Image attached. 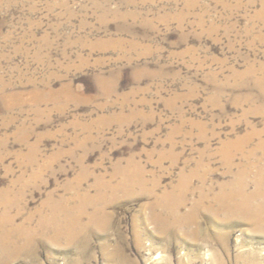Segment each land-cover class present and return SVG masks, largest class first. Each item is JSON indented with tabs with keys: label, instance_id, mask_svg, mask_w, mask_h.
<instances>
[{
	"label": "rangeland",
	"instance_id": "obj_1",
	"mask_svg": "<svg viewBox=\"0 0 264 264\" xmlns=\"http://www.w3.org/2000/svg\"><path fill=\"white\" fill-rule=\"evenodd\" d=\"M255 130H264V0H0V216L37 234L31 245L13 239L20 255L0 249V264H264V218L253 226L213 212L247 164L254 191L264 135L224 147ZM129 168L152 194L87 204L88 216L104 207L107 223L83 217L74 243L37 231L49 197L96 198L97 180L116 184ZM176 192L188 237L171 238L156 207ZM152 215H164L165 231Z\"/></svg>",
	"mask_w": 264,
	"mask_h": 264
},
{
	"label": "bare ground",
	"instance_id": "obj_2",
	"mask_svg": "<svg viewBox=\"0 0 264 264\" xmlns=\"http://www.w3.org/2000/svg\"><path fill=\"white\" fill-rule=\"evenodd\" d=\"M12 97H13V95H11V97L8 96L7 98L9 99ZM261 135H264V130L261 133L256 132V130H255V132H252L251 135L247 136L246 138L237 140L235 145L226 144L224 147V152L225 151L230 152V150H232V149H236V150L240 151L243 149V146L246 145L247 142H249L252 138L260 137ZM235 147H237V148H235ZM258 150L260 152H262L261 154H263V156H262L263 167H261L260 171L258 170V173L255 174V176L253 177L252 182L254 183V188H255L254 191L249 193V194H248V192H246L247 185L244 182V177H245V174H246L247 168H248L247 167L248 164H247L246 166H244V168H241L239 170V173L235 177V183H234L235 186L232 185L229 187H227V186H221L220 187L218 195L213 198L214 205L216 204L219 206L218 210H213L214 213H218L221 209V213L223 214L224 217L229 218L231 216H239V217L246 219L247 221L251 222V224L253 226H256L257 224L262 222V220L264 218V206H262V205L253 206L252 203L255 200H260L264 203V189H263L264 140H261L259 142L257 149L255 151H258ZM35 152H36V147H32L30 150V157H29L30 158L29 159L30 165H34L36 163L37 159H36ZM229 152H227V153H229ZM253 152L254 151H252L251 153H253ZM227 156H228V154H227ZM223 157H224V155H223ZM224 158L226 159L227 157H224ZM231 162H230V164H231ZM251 164L254 167L256 166V163H254V162ZM44 165H46V164H44ZM41 168H43V167H41ZM41 170L42 169L37 168V171L35 170L33 172V174L31 175L30 181H34L35 179H37V176H39V173L42 172ZM228 170H230V169H228ZM121 174H122L121 175L122 177L120 178V180L118 179L119 182H117L116 184H111V183L104 184V183H101L99 180H97V182H95V183L97 184L99 193H98V195L96 194L97 195L96 198H90L88 195L89 193L88 194L87 193H81L80 190H78V192H75L73 198L71 197L72 199H69V200L63 199V200H60L56 203H52L53 202L52 198L49 197L48 202L47 201L46 202H47V205L51 206V213L49 214L48 217L42 218L37 231L42 232L41 236L44 237L47 242H50L52 244L53 243L58 244L61 242H64L66 244L72 243L74 240V235H76L79 232L84 231L88 226L93 227L96 225L99 226L101 224L104 226V224L107 223V216L104 215V207H100L101 206L100 204H102V206H104V204H106L107 200L109 199V196L111 199L112 198L114 199L115 197H119V195H121V194L123 196H130L132 193L134 194L136 189H138V191L141 190L142 192L152 194V192H151L152 190L145 189L144 180L142 179V176L137 171L129 168V169L121 172ZM191 176H192V178L198 177L201 180L200 182H202V184H203V182H205V177H206L205 175H204L205 176L204 177L203 175H201V174L198 175V173L194 172V173H192ZM78 181L82 182L81 179H79ZM181 190H185V188H181ZM177 191H179V190H177ZM181 193L183 194L184 192H181ZM182 194H180V192L177 193L176 199H175V194L172 196H170V194L166 195V196L164 195L161 198H157V201H155L156 207H158L157 209L160 208V210L163 211V213L166 214L171 219L170 223L168 222L169 226L172 228V233L170 234L171 238H173L174 236H176L178 238V236L181 235V234H179V232L184 234L186 237H188L190 235L188 233V231H186L185 229H186V226H188L190 224L191 217H189V216L184 217L179 212L180 207L183 205V202H184ZM1 196L2 197L0 199V203L6 202V198H5L6 196L2 193H1ZM69 201H75V202H77V204L75 206L74 205L72 206ZM93 201H96L97 203H100V204H98V206L94 209V212L88 216L87 215V210H88L87 204H90ZM166 201L168 203L171 202V204H166ZM8 203H12V202L9 201ZM85 216H87V219H88L87 227L85 225H83L81 222L82 218ZM163 216L162 215H154V216L152 215L150 218L155 223V225L157 226V228H158L157 230L159 232L165 231V228L167 226V221L165 222ZM11 223H12V220L6 214L3 216H0V249L2 250L3 254H7V255L9 254L12 256L13 255L17 256V255H20V253H22L25 250H22L23 247L17 248L16 247L17 245H15V241L13 239L18 236L21 239H23V241H25L24 245H31L36 241L37 234H36V232H32V234H28L26 236L25 235L23 236L22 234L24 233V230L21 229L20 227L13 229L10 226ZM4 225H8L10 227H8L7 229H3L2 227ZM102 225H101V227H102ZM167 231L169 232L170 229Z\"/></svg>",
	"mask_w": 264,
	"mask_h": 264
}]
</instances>
